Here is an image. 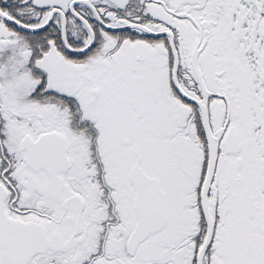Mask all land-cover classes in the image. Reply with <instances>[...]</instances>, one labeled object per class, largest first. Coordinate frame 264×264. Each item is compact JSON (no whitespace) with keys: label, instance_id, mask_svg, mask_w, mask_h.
<instances>
[{"label":"snow or ice","instance_id":"snow-or-ice-1","mask_svg":"<svg viewBox=\"0 0 264 264\" xmlns=\"http://www.w3.org/2000/svg\"><path fill=\"white\" fill-rule=\"evenodd\" d=\"M0 264H264V0H0Z\"/></svg>","mask_w":264,"mask_h":264}]
</instances>
